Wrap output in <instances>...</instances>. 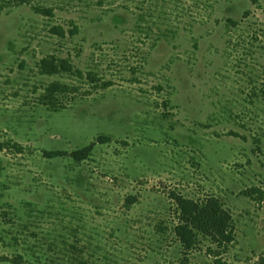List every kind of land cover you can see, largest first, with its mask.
Returning <instances> with one entry per match:
<instances>
[{"label":"rangeland","instance_id":"1","mask_svg":"<svg viewBox=\"0 0 264 264\" xmlns=\"http://www.w3.org/2000/svg\"><path fill=\"white\" fill-rule=\"evenodd\" d=\"M0 140V264H264V0H0Z\"/></svg>","mask_w":264,"mask_h":264},{"label":"trees","instance_id":"2","mask_svg":"<svg viewBox=\"0 0 264 264\" xmlns=\"http://www.w3.org/2000/svg\"><path fill=\"white\" fill-rule=\"evenodd\" d=\"M253 4H258V0H250ZM227 21H231L228 19ZM226 26L228 24H225ZM76 31V27L71 33ZM62 34V32H60ZM159 36L165 37L162 30H158ZM65 70H69V62L62 60ZM81 75L80 71H77ZM55 87V86H54ZM49 90V89H48ZM53 90V89H52ZM101 141L105 138H100ZM91 142L80 148L65 150H44L43 156L57 157L67 155L75 161L86 159L93 147ZM2 141L0 140V149H2ZM177 221L173 225V233L180 242L184 251L190 250L195 246L198 236L209 239L216 246L230 244L234 239V230L232 218L227 210H225L220 202L213 197L206 198L203 202H194L189 198L177 196L175 200Z\"/></svg>","mask_w":264,"mask_h":264}]
</instances>
